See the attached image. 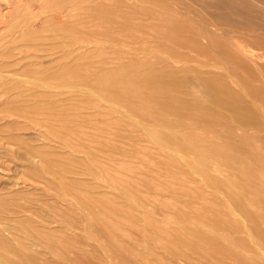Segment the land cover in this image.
<instances>
[{"label":"rangeland","instance_id":"1","mask_svg":"<svg viewBox=\"0 0 264 264\" xmlns=\"http://www.w3.org/2000/svg\"><path fill=\"white\" fill-rule=\"evenodd\" d=\"M239 48L264 54V0H0V254L264 264V56Z\"/></svg>","mask_w":264,"mask_h":264},{"label":"bare ground","instance_id":"2","mask_svg":"<svg viewBox=\"0 0 264 264\" xmlns=\"http://www.w3.org/2000/svg\"><path fill=\"white\" fill-rule=\"evenodd\" d=\"M101 2V1H100ZM99 2V3H100ZM108 2V1H107ZM110 2V1H109ZM101 4H103L102 2L100 3V5ZM97 4H95V8L97 7V8H99V4L96 6ZM109 5L107 4L106 6H105V8H107V10H109L110 8L108 7ZM67 9V8H66ZM71 9V8H70ZM100 9V8H99ZM102 10H104V8L102 9ZM82 11V10H81ZM98 11H100V10H98ZM75 12V11H74ZM74 12L72 13V14H74ZM79 12V11H78ZM85 12H86V10H85ZM115 12V11H114ZM64 13V12H63ZM76 13H77V11H76ZM92 13V12H91ZM90 13V14H91ZM109 14H110V10H109ZM108 14V16H109V18H110V15ZM93 15V14H92ZM96 15V14H95ZM99 15H100V13H99ZM102 15V14H101ZM103 16H104V14H103ZM105 19L106 20H108L109 21V19L107 18V16L105 15ZM104 18V17H103ZM111 19L113 20V17H111ZM74 20V19H73ZM112 22V21H111ZM75 23V22H74ZM66 23H64V25H65ZM68 24V23H67ZM74 25V24H73ZM73 25H72V27H73ZM103 26H105V25H103ZM112 26V25H111ZM165 26V25H164ZM141 27H144V26H141ZM107 28V30L109 29L108 28V26H106L105 27V29ZM104 29V30H105ZM216 29H218V30H223V28H221V27H216ZM142 30V29H141ZM161 29H159V31H160ZM87 31V30H86ZM93 31V30H92ZM109 31V30H108ZM108 31H107V33H108ZM162 32H164L163 30H161ZM166 31V30H165ZM233 31V30H232ZM89 32V31H88ZM94 32V31H93ZM97 32V31H96ZM95 32V33H96ZM98 32H100V30L98 31ZM103 32V31H102ZM237 32V31H236ZM106 32H104V33H102V34H104V35H106L107 34ZM100 34V33H99ZM108 34H110V33H108ZM124 34V33H123ZM82 35V34H81ZM257 35V34H256ZM110 36V35H109ZM108 36V37H109ZM51 37V36H50ZM114 38V37H113ZM230 38V37H229ZM99 45V44H98ZM141 45V44H140ZM200 47V46H199ZM239 51H240V53H241V55L243 56V58H245L246 60H248V61H252L253 63H255L256 65H260V67L261 66H263L262 65V63L259 61V60H261L262 59V57L264 56V54H257L256 52H253V51H251V50H248V49H240L239 48ZM43 54V53H42ZM42 56H44V55H42ZM129 60V59H128ZM172 60V59H171ZM172 61H174V60H172ZM241 61H243V60H241ZM174 63V62H173ZM35 65V64H34ZM46 65V64H45ZM47 67V66H46ZM76 71H77V69H76ZM75 71V72H76ZM114 71V70H113ZM73 72H74V69H73ZM77 72H79V71H77ZM80 74H81V72H80ZM15 75V74H14ZM75 75L77 76V74L75 73ZM81 76V75H80ZM206 76V75H205ZM11 77H12V75H11ZM14 77V76H13ZM12 77V78H13ZM16 77V76H15ZM14 77V78H15ZM21 77V76H20ZM19 77V78H20ZM24 77V80H25V77L26 76H23ZM17 78V77H16ZM27 78V77H26ZM42 78V77H41ZM41 78H40V80H41ZM46 78V77H45ZM18 79V78H17ZM23 79V78H22ZM29 79V78H28ZM27 80V79H26ZM39 80V81H40ZM89 80V79H88ZM117 80V79H116ZM15 81V80H14ZM14 81H13V83H14ZM27 81H29V80H27ZM33 81H34V78H33ZM36 81V80H35ZM16 82V81H15ZM18 82V81H17ZM22 82V81H21ZM25 81H23V85L25 84L24 83ZM43 83V82H42ZM35 85H36V83H34ZM21 85V84H20ZM31 85H33V84H31ZM40 85V84H39ZM38 85V86H39ZM44 85H45V83H44ZM44 85H43V87H44ZM5 86V85H4ZM37 86V85H36ZM36 86H33V87H35V88H38V87H36ZM27 87H29V86H27ZM26 87V88H27ZM46 87V86H45ZM48 87V86H47ZM78 87V86H77ZM96 87V86H95ZM215 87V86H214ZM24 88H25V86H24ZM25 88V89H26ZM29 88H31V87H29ZM51 88V87H50ZM70 88H71V86H70ZM78 88H81V87H78ZM78 88H73V89H78ZM84 88H86V87H84ZM97 88V87H96ZM54 89V88H53ZM67 89V91H68V88H66ZM65 89V90H66ZM92 89V88H91ZM91 89H89V91L91 90ZM55 90V89H54ZM62 90V89H61ZM60 90V91H61ZM64 90V91H65ZM60 91H58V92H60ZM36 92H37V89H36ZM62 92V91H61ZM96 92H97V89H96ZM52 93V92H51ZM248 94V93H247ZM9 95H10V93H9ZM97 96H98V94H97ZM100 97V96H99ZM103 97H104V95H103ZM102 99V98H101ZM103 100V99H102ZM104 102V101H103ZM106 102V101H105ZM215 102H216V100H215ZM1 103V102H0ZM108 103V102H107ZM106 103V104H107ZM218 104H220L219 102H218ZM113 105V104H112ZM116 106V105H115ZM119 106V105H118ZM205 106V105H204ZM174 107V106H173ZM118 108H120V107H118ZM206 108H208L207 106L205 107V109ZM216 108V107H215ZM230 108L235 112V114H237L240 118H245V112H243L242 111V109H241V107L240 106H238V105H236V104H230ZM216 110V109H215ZM217 111V110H216ZM129 113V112H128ZM139 113L140 112H138V115H139ZM207 113H209V112H207ZM131 114V113H130ZM226 114H227V112H226ZM11 115V114H10ZM214 115V114H213ZM201 116V115H200ZM247 117V116H246ZM133 119H135V118H133ZM145 119V118H144ZM147 119V118H146ZM146 119H145V121H146ZM234 119V118H233ZM249 119V118H248ZM71 120V119H70ZM209 120V119H208ZM240 121V120H239ZM250 121V120H249ZM216 122V121H215ZM137 123V122H136ZM138 124V123H137ZM25 125V124H24ZM28 125V124H27ZM142 127H144V126H142ZM20 129V128H19ZM143 129H145V128H143ZM167 129V128H166ZM168 130V129H167ZM40 131V130H39ZM145 131V130H144ZM156 131V130H155ZM147 132V131H146ZM7 136V135H6ZM15 137V136H14ZM6 138V137H5ZM16 138V137H15ZM45 138V137H44ZM152 139V138H151ZM3 140H4V138L3 137H0V143H3ZM3 145H4V143H3ZM104 145V144H103ZM1 146V145H0ZM47 146H49V145H47ZM55 148V147H54ZM15 152H17V151H15ZM27 153V152H26ZM28 155H31V154H28ZM32 156V155H31ZM19 157V156H18ZM28 160V159H27ZM78 160V159H77ZM37 164V163H36ZM39 165V164H38ZM192 168V167H191ZM74 169H76V167L74 168ZM55 170V169H54ZM81 170V169H80ZM97 170V169H96ZM44 171H46V170H44ZM98 171V170H97ZM193 171V170H192ZM81 172V171H80ZM38 174H39V172H38ZM44 175H45V173H44ZM195 175H198V176H200L199 174H196L195 173ZM41 177H43V175H40ZM46 178H47V180L48 179H50V178H48V176L46 175L45 176ZM57 177V176H56ZM55 177V178H56ZM52 178V177H51ZM59 178H60V176H59ZM58 181V180H57ZM18 183V182H17ZM17 183H16V185H17ZM25 184V183H24ZM11 185V184H10ZM29 185V184H28ZM51 185H53V184H49V187H51ZM66 186V185H65ZM44 188V187H43ZM52 188V187H51ZM20 189V188H19ZM25 189H28V188H26L25 187ZM41 190V189H40ZM45 190V189H44ZM58 192V191H57ZM59 193H60V191H59ZM58 193V194H59ZM43 194H45V193H43ZM61 194V193H60ZM59 194V195H60ZM63 194V193H62ZM50 196V195H49ZM64 196V195H63ZM61 200V199H60ZM6 201V200H5ZM26 201V200H25ZM8 204V203H7ZM27 206H29V205H27ZM49 206V205H48ZM71 206V205H70ZM17 208H18V206H17ZM23 208V207H22ZM49 208V207H48ZM24 209H25V207H24ZM49 210V209H48ZM31 212V211H30ZM47 212V211H46ZM239 213V212H238ZM1 214V213H0ZM2 214H4V213H2ZM36 214V213H35ZM84 214H86L85 212H84ZM186 214H188V213H186ZM211 214V213H210ZM209 214V215H210ZM237 214V213H236ZM38 215V214H37ZM188 215H190V214H188ZM240 215V214H239ZM6 216H7V214H6ZM22 216V215H21ZM36 216V215H35ZM231 216V215H230ZM230 216H228V217H230ZM41 217H44V216H42L41 215ZM85 217V216H84ZM241 217V216H240ZM243 217V216H242ZM56 218V217H55ZM190 219V217L188 216L187 217V219ZM43 219V218H42ZM213 219H215V218H213ZM196 220V219H195ZM242 220V219H241ZM197 221V220H196ZM215 221V220H214ZM218 221H220V220H218ZM54 222V221H53ZM216 222V221H215ZM68 224V223H67ZM92 224H94V223H92ZM199 224V223H198ZM2 225V224H1ZM101 226H103V225H101ZM18 227V226H17ZM246 227V226H245ZM258 227V226H257ZM262 227V226H261ZM260 227V228H261ZM19 228V227H18ZM92 228H93V226H92ZM100 229V228H99ZM258 229V228H257ZM102 230H104V229H102ZM92 232V231H91ZM105 233H106V231H104ZM199 232H201V230H199ZM249 232V231H248ZM195 233H196V230H195ZM12 234V233H11ZM107 234V233H106ZM197 234H199V233H197ZM70 235V234H69ZM104 235V234H103ZM250 235H251V233H250ZM19 236H23V235H19ZM105 236V235H104ZM108 236V235H107ZM200 236V235H199ZM206 236V235H205ZM252 236V235H251ZM250 236V237H251ZM24 237H25V235H24ZM92 237V236H91ZM106 237V236H105ZM119 237V236H118ZM207 237V236H206ZM249 238V237H248ZM27 239V238H26ZM214 239V238H213ZM213 239H212V241H213ZM8 241H9V239H7ZM28 240V239H27ZM93 240H95V239H93ZM106 240V239H105ZM181 240H183V242L185 241V239L183 238H181ZM210 241H211V238H210ZM251 241V240H250ZM10 242H11V240H10ZM31 243V242H30ZM115 243V242H114ZM33 244H38V243H35V241L33 242V243H31V245H29V247H30V250H29V252H27V253H25L24 255H23V258L24 259H22L21 260V262H19V264H38L37 262H36V258L38 257V255H37V253L35 252V249L33 248V246H37V245H33ZM95 244H96V241H95ZM119 244V243H118ZM189 244V243H188ZM191 245H193V244H190V247H191ZM194 246V245H193ZM195 246H196V242H195ZM197 246H198V244H197ZM199 246H201V244L199 245ZM189 247V248H190ZM108 248H109V245H108ZM197 249H198V247H196ZM110 250V249H109ZM192 251L194 252V250H193V248H192ZM39 253V252H38ZM198 253H199V251H198ZM47 254V253H46ZM192 254V253H191ZM190 254V255H191ZM197 253H195V255H196ZM200 254V253H199ZM105 255H107V254H105ZM176 255H178V254H176ZM46 256V255H45ZM192 256V255H191ZM197 256V255H196ZM240 258V257H239ZM242 258V257H241ZM65 259V258H64ZM125 260H128V259H125ZM47 261V260H46ZM219 261V260H218ZM73 262V261H72ZM126 262V261H125ZM181 262H183L182 260H181ZM0 264H10V259L8 258V257H6V256H4V255H2V254H0ZM70 264V263H69ZM221 264V263H220Z\"/></svg>","mask_w":264,"mask_h":264}]
</instances>
